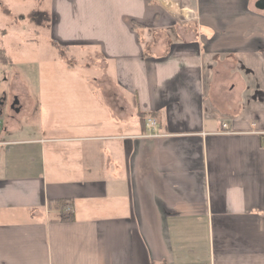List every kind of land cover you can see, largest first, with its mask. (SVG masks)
Listing matches in <instances>:
<instances>
[{
	"label": "crops",
	"instance_id": "crops-1",
	"mask_svg": "<svg viewBox=\"0 0 264 264\" xmlns=\"http://www.w3.org/2000/svg\"><path fill=\"white\" fill-rule=\"evenodd\" d=\"M42 1L51 46L101 71L13 77L32 42L0 0V264H264L257 0Z\"/></svg>",
	"mask_w": 264,
	"mask_h": 264
},
{
	"label": "rangeland",
	"instance_id": "rangeland-1",
	"mask_svg": "<svg viewBox=\"0 0 264 264\" xmlns=\"http://www.w3.org/2000/svg\"><path fill=\"white\" fill-rule=\"evenodd\" d=\"M4 5L8 7V11H11V15L7 19L8 22H6L10 33L9 38H7L8 45L15 43L16 38H20L22 42L29 40L32 42L29 45L30 51L27 46L19 45V52L15 57V61H18V63L15 62L11 69L13 77L15 76L14 73L23 76L31 73L42 74L49 71L50 59L53 56L56 57V55L62 59H70L75 66L90 63V69L78 67L74 71H101L95 56L97 49L89 46L80 49L72 47L69 52H57L51 46V36L47 27L49 23V8H47L45 1L4 0ZM33 8L41 14H37L34 17L28 14L27 12ZM22 15H25V18L21 17ZM28 59L32 63H27ZM88 59L93 60V63L89 62ZM4 92L5 94H1V99L5 106V111H7L8 108L13 107L14 98L10 95L11 93L7 87H5Z\"/></svg>",
	"mask_w": 264,
	"mask_h": 264
},
{
	"label": "trees",
	"instance_id": "trees-1",
	"mask_svg": "<svg viewBox=\"0 0 264 264\" xmlns=\"http://www.w3.org/2000/svg\"><path fill=\"white\" fill-rule=\"evenodd\" d=\"M37 14H41V13L36 12V11L31 13V15L33 17ZM137 26H140V25L133 21V28H135ZM52 45L58 48L57 44L54 41H52ZM65 50H68V47H65ZM262 55L264 57V50H262ZM68 64H70V61ZM136 114H137L139 120L142 122L143 126H145V118H146L145 115L142 112H140L139 110H137ZM56 204L59 205V208L61 210V217L59 218V220L61 222H68V221L74 220L73 207H72L71 203H68L66 200L65 201L58 200V201H56Z\"/></svg>",
	"mask_w": 264,
	"mask_h": 264
},
{
	"label": "built area",
	"instance_id": "built-area-1",
	"mask_svg": "<svg viewBox=\"0 0 264 264\" xmlns=\"http://www.w3.org/2000/svg\"><path fill=\"white\" fill-rule=\"evenodd\" d=\"M154 125H155V120L152 117H147L145 120V126L148 128V130H151ZM2 126H3V121L0 119V128ZM263 146H264V142H263Z\"/></svg>",
	"mask_w": 264,
	"mask_h": 264
},
{
	"label": "water",
	"instance_id": "water-1",
	"mask_svg": "<svg viewBox=\"0 0 264 264\" xmlns=\"http://www.w3.org/2000/svg\"><path fill=\"white\" fill-rule=\"evenodd\" d=\"M254 6L259 10H264V0H257Z\"/></svg>",
	"mask_w": 264,
	"mask_h": 264
}]
</instances>
